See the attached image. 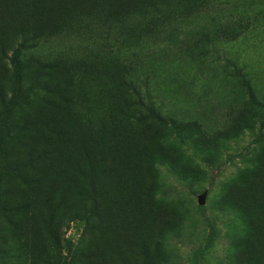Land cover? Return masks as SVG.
Listing matches in <instances>:
<instances>
[{
    "label": "rangeland",
    "instance_id": "rangeland-1",
    "mask_svg": "<svg viewBox=\"0 0 264 264\" xmlns=\"http://www.w3.org/2000/svg\"><path fill=\"white\" fill-rule=\"evenodd\" d=\"M255 97L264 0H0V264H264Z\"/></svg>",
    "mask_w": 264,
    "mask_h": 264
},
{
    "label": "trees",
    "instance_id": "trees-1",
    "mask_svg": "<svg viewBox=\"0 0 264 264\" xmlns=\"http://www.w3.org/2000/svg\"><path fill=\"white\" fill-rule=\"evenodd\" d=\"M124 84H125V82L122 83V85H124ZM130 87L133 90V93L135 94V96L137 97V100L133 101L132 103H129V105L131 107L135 108V107L139 106V107L143 108L144 110L146 109L149 113H151L152 114L151 118H154V119L159 120V121L164 120L163 113L156 109L155 103L150 96L144 97V95L138 90L137 86H130ZM254 102L258 106L264 107V104H261L256 97L254 98ZM133 108H131V109H133ZM130 112H131V110H130ZM171 121L175 122L174 119H171ZM133 156H135V154H131L129 156V158H132ZM242 201H243V199H242ZM245 213H247L246 210H245Z\"/></svg>",
    "mask_w": 264,
    "mask_h": 264
},
{
    "label": "water",
    "instance_id": "water-1",
    "mask_svg": "<svg viewBox=\"0 0 264 264\" xmlns=\"http://www.w3.org/2000/svg\"><path fill=\"white\" fill-rule=\"evenodd\" d=\"M205 201H206L205 196H202V197L200 198V203H201V204H204Z\"/></svg>",
    "mask_w": 264,
    "mask_h": 264
}]
</instances>
